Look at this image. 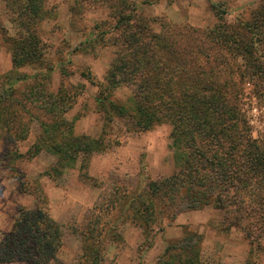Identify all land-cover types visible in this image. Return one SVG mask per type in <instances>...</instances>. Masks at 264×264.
<instances>
[{"label": "trees", "instance_id": "obj_1", "mask_svg": "<svg viewBox=\"0 0 264 264\" xmlns=\"http://www.w3.org/2000/svg\"><path fill=\"white\" fill-rule=\"evenodd\" d=\"M46 1L6 2L10 21L21 29V40L13 41V70L0 76L2 143L26 141L37 124L35 144L26 154L16 152L12 158L34 159L47 150L58 161L44 176H62L78 162L86 174L91 157L110 151L114 141L77 135L75 120L68 121L66 116L78 95L64 86L56 93L45 86L55 70L44 59L37 33L47 15ZM226 3L209 0L216 22L207 33L193 26L172 30L169 23L161 33H150L147 19L139 20L124 8L112 10L116 19L112 32L121 35L114 46L117 56L103 81L90 72L84 76L98 88L95 104L105 126L117 119L140 133L163 124L171 126L175 172L148 179L133 194L125 188L135 223L146 231L167 211L175 218L183 207L201 211L212 206L224 213L226 231L241 230L250 246L264 254V141L250 134L239 103L247 81H255L264 91V0L238 14L233 22L228 21ZM108 32L100 31L94 42L104 41ZM44 63V70L33 77L38 81L30 89L20 90L31 78L20 69ZM61 75L70 73L62 67ZM127 87H133L127 100L114 98ZM18 184L25 193L36 196V207H20L10 231L1 235L0 264H62L58 257L68 233L81 235L86 264L100 263L98 254L91 256L92 251L99 252L93 246L104 231L98 214L82 229L61 222L52 216L46 194L38 185L31 190L27 183ZM124 194L116 191L111 211L122 204ZM201 240L200 235L188 233L167 247L159 264H204Z\"/></svg>", "mask_w": 264, "mask_h": 264}, {"label": "rangeland", "instance_id": "obj_2", "mask_svg": "<svg viewBox=\"0 0 264 264\" xmlns=\"http://www.w3.org/2000/svg\"><path fill=\"white\" fill-rule=\"evenodd\" d=\"M219 1L227 2L229 22L259 2H215ZM6 2L0 0V76L13 70V41L21 40V29L10 21ZM45 4L47 15L37 27V33L45 52L44 59L55 66L51 80L47 79L49 82L46 81L45 86L49 92L55 93L64 86L72 95H78L73 109L66 116L68 121L75 120L77 135L110 139L114 145L110 151L91 157L86 174L80 170L81 163L78 162L74 168L66 169L62 176L51 177L43 174L52 169L58 158L47 150L41 151L34 159L12 158L14 153L26 154L35 144L39 134L37 124H33L28 139L16 145H4L0 131V238L3 231H10L20 207H36V196L25 193L19 187L20 181L27 183L31 190L41 188L49 201L52 216L61 222L82 229L93 214L100 216V228L104 231L93 246L99 252L87 251L92 257L98 254L99 264H159L167 247L188 233L201 236L199 247L204 264H264V254L257 253L250 246L241 230L226 231L224 213L212 206L201 211H187L183 207L175 218L167 211L146 231L132 220L125 188L133 194L148 179L158 180L175 172L170 138L172 129L169 124H163L149 132H133L128 129L127 121L120 119L105 126L103 115L95 104L98 88L84 76L90 72L97 81H103L117 56L114 46L121 35L112 32L116 25L112 10L124 8L137 14L139 20H148L150 33H161L166 23L173 26L172 30L193 26L207 33L216 22L209 0H47ZM97 25L101 30L96 29ZM103 30L109 31L105 40L94 42L96 35ZM45 66L44 63L40 67L20 69L22 74L31 78L18 88L30 89V85L38 81L33 77ZM62 67L70 73L69 76L61 75ZM132 93L133 87H127L116 92L114 98L125 101ZM239 98L250 134L262 143L264 91L250 80L245 82ZM117 190L124 194V200L111 211V201L116 198ZM82 240L81 235L68 233L59 262L86 264Z\"/></svg>", "mask_w": 264, "mask_h": 264}, {"label": "crops", "instance_id": "obj_3", "mask_svg": "<svg viewBox=\"0 0 264 264\" xmlns=\"http://www.w3.org/2000/svg\"><path fill=\"white\" fill-rule=\"evenodd\" d=\"M215 1H217V0H215ZM239 1H240L241 3H242V2H245V3H246V2L251 1V0H239ZM0 229H1V227H0ZM8 231H9V230H7V231L5 230V231H3V232L6 233V232H8ZM12 264H23V263L15 262V263H12Z\"/></svg>", "mask_w": 264, "mask_h": 264}]
</instances>
